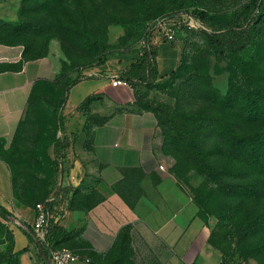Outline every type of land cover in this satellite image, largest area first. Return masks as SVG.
Here are the masks:
<instances>
[{"label": "rangeland", "instance_id": "rangeland-1", "mask_svg": "<svg viewBox=\"0 0 264 264\" xmlns=\"http://www.w3.org/2000/svg\"><path fill=\"white\" fill-rule=\"evenodd\" d=\"M248 1L24 0L15 23L0 24V45L6 47L0 55L19 57V67L49 56L58 62L53 81L42 82L50 89L36 93L28 112L33 130L50 134L57 155L67 144L56 135L70 83L111 56L138 59L156 17L199 10L229 23ZM249 29L243 44L226 48L224 55L210 48L204 34L178 33L173 74L155 90L138 94L140 106L157 117L169 174L196 205L224 264H264V179L252 161L235 151L236 137L264 140V25ZM258 152L264 158V142ZM251 184L257 185L258 197ZM14 193L34 205L50 190L16 183ZM13 230L0 217V264H13Z\"/></svg>", "mask_w": 264, "mask_h": 264}, {"label": "crops", "instance_id": "crops-1", "mask_svg": "<svg viewBox=\"0 0 264 264\" xmlns=\"http://www.w3.org/2000/svg\"><path fill=\"white\" fill-rule=\"evenodd\" d=\"M22 1L1 0L0 22H15ZM154 49L161 82L178 54L173 44ZM136 60L111 56L68 85L56 135L67 144L54 155L50 134L33 130L28 112L36 93L50 89L42 82L53 81L58 62L49 56L19 67V57L0 55V206L12 215L19 264L44 262L24 229L34 222L33 202L16 196V183L50 190L51 220L66 232L60 246L88 264H222L196 205L166 168L158 120L137 99L146 87L112 86Z\"/></svg>", "mask_w": 264, "mask_h": 264}, {"label": "trees", "instance_id": "trees-1", "mask_svg": "<svg viewBox=\"0 0 264 264\" xmlns=\"http://www.w3.org/2000/svg\"><path fill=\"white\" fill-rule=\"evenodd\" d=\"M20 10H21V7H20ZM20 10H19V14H20ZM181 13H188L194 16L195 18H197L208 29L209 32L189 31V30L182 28L179 33L194 32V33L204 34L210 48L217 55H224L226 53V48H234L236 46H241L243 44V42L245 41V37H244L245 32L249 26H250L249 31L253 32L264 25V0H249L229 23H222L218 18L211 16L206 12L199 11V10H193V11L184 10V11H179V12L168 13V14L156 17L150 22V24L148 25L147 31L145 33V39L147 38V35H148V29L150 28V25L152 24L154 20H156L157 18L163 17V16L177 15ZM14 23L15 22L11 24H14ZM0 24H6V23L0 22ZM155 55H156V51L154 48L152 47H150L149 49L144 48L141 56L133 64L130 65V67L127 69V71L121 78L124 79L127 83H129L132 86H135L137 83H141L146 87V89L155 90V85L156 83H158L157 82V69H156V64H155ZM173 72L174 71L171 72L168 78L173 74ZM88 102H89V99H88ZM88 102L86 101L80 106V111L85 112ZM142 109L148 110V109H145L144 107H142ZM256 142L257 141L254 140V142L251 143L247 139H244L242 137H236L235 151L237 155H245L248 160L252 161V163L256 165L253 167L257 170L260 169V171L258 172L261 173L264 179V166H263L264 158L261 157L260 156L261 153L258 152V150L261 149V145H263L264 140L257 142L258 144H256ZM254 145H256V148H254ZM257 147H258V150H257ZM246 148H249L248 154H245ZM212 176L215 178V174L212 173ZM251 186L253 188L251 192L256 197H258L257 185L251 184ZM260 186L263 189V194L261 195V198H264L263 196L264 195V182L260 183ZM47 198H49V196L44 198L43 201L40 203H43ZM36 204H34V208ZM50 204L51 203L48 204L49 210L51 209ZM0 217L12 218V215L6 209L0 206ZM24 229L28 237L30 238V240L33 242L32 230L26 225H24ZM65 235H66V232L60 227H58L51 220L50 226H49V233L47 236V242H48L49 248L52 250L62 249V247L60 246V241ZM209 243L212 246L210 242V238H209ZM40 257L42 259L41 253H40ZM13 264H19L18 259H17V253L14 254ZM222 264H224L223 257H222Z\"/></svg>", "mask_w": 264, "mask_h": 264}, {"label": "built area", "instance_id": "built-area-1", "mask_svg": "<svg viewBox=\"0 0 264 264\" xmlns=\"http://www.w3.org/2000/svg\"><path fill=\"white\" fill-rule=\"evenodd\" d=\"M184 28L189 31H205L208 29L194 16L188 13L177 15H167L157 18L152 22L148 29V35L144 48H154L159 42L173 44L178 33ZM128 83L121 77L112 78V86H127ZM55 200V196L47 198L43 203L35 205V218L31 226L33 241L41 253L45 264H88L89 260L81 258L69 249L52 250L49 248L47 236L51 221L49 203ZM43 255L48 259V263L44 261Z\"/></svg>", "mask_w": 264, "mask_h": 264}, {"label": "water", "instance_id": "water-1", "mask_svg": "<svg viewBox=\"0 0 264 264\" xmlns=\"http://www.w3.org/2000/svg\"><path fill=\"white\" fill-rule=\"evenodd\" d=\"M4 219L9 220L10 218H8V217H4ZM43 258H44V261H45L46 263H48V259L46 258L45 255H43Z\"/></svg>", "mask_w": 264, "mask_h": 264}]
</instances>
